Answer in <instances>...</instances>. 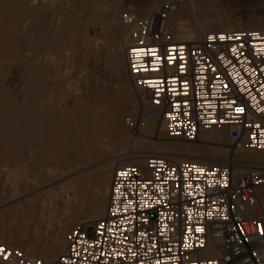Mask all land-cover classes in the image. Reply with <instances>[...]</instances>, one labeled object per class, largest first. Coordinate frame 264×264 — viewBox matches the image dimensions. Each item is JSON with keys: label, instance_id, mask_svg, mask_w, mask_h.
Masks as SVG:
<instances>
[{"label": "built area", "instance_id": "built-area-1", "mask_svg": "<svg viewBox=\"0 0 264 264\" xmlns=\"http://www.w3.org/2000/svg\"><path fill=\"white\" fill-rule=\"evenodd\" d=\"M177 6L121 16L131 26L125 56L140 116L171 138L226 129L233 154L264 151V28L178 40L168 27ZM137 123L129 111L126 124ZM0 264H264V165L149 153L116 166L106 212L71 229L55 258L0 242Z\"/></svg>", "mask_w": 264, "mask_h": 264}, {"label": "bare ground", "instance_id": "bare-ground-1", "mask_svg": "<svg viewBox=\"0 0 264 264\" xmlns=\"http://www.w3.org/2000/svg\"><path fill=\"white\" fill-rule=\"evenodd\" d=\"M31 1L33 2V5L34 4L39 5V8H41L44 6V3L47 2L48 0H31ZM128 1L131 2V0ZM180 1L181 3L179 4V6H177L176 10L172 12L168 24L169 30L178 40L186 39V38H200L207 31H219V30H229V29H237V28H264V20L256 19L255 17L248 15L245 16L243 19L245 20V23H242L243 21L240 20V17L238 18L233 16L232 17L229 16L227 18L225 15H218V16L216 15L214 19L211 18L212 20L209 19L210 14L207 15L208 20L207 19L204 20L205 17L204 18L200 17L199 14H202V16L204 13L208 14V12L206 11H208L209 8H213L219 5L221 2H228V0H180ZM141 5H143V3H141ZM17 6L16 8H18ZM140 6L138 5L137 8L139 9ZM152 6L153 8L150 11L160 7V6L157 7V3H153ZM110 7L111 6L108 5L105 8L100 6H95L91 14H93V20H102V22L104 23L103 26L104 36L103 39L102 38L100 39L103 40L102 43L105 46L104 48L106 49L107 55L109 56L113 66L115 67L114 69L117 75L121 73V71L123 70V66H126V72H127L128 80L130 82L129 74L127 71V65H126L125 50H126V46L132 40L131 26L123 23V21L121 20V16L123 13L121 14L120 17L118 16L120 13L121 5L120 6L117 5L115 7L112 6L111 8ZM20 8L21 7L19 6V9ZM41 9L44 10V8ZM142 10L143 9H141V11ZM129 11L134 12L138 17H144L147 14L146 13L139 16L138 15L139 12H136L135 10H129ZM35 13H37V11ZM218 13H220V11ZM188 19L193 20L194 29H189V27L187 28ZM38 20L40 23V19ZM60 20H62V18ZM2 24L4 25V23ZM21 25L22 24H19L17 25V27L19 26L21 27ZM45 56L47 57L50 55L49 53L48 55H46L45 53ZM57 57L55 58V62L58 61V60L56 61ZM6 58H8V56ZM73 58H75V56ZM10 62L13 63L15 61L10 60ZM6 65H8V63ZM127 87L128 85L125 78L118 77V82L115 88H117L116 92L120 98L119 100L122 102H117L116 104L115 102L113 104L110 103L109 104L110 106L107 107L99 103L98 100L92 101L90 97L87 99L85 98L83 100L79 99V102L76 105L77 106L76 110L74 113H72V117H74V120L72 121L71 119L70 121H68L67 124L66 139L67 141L71 142L70 143L71 145L70 148H67L65 150L63 155L64 157L62 156L61 153H59L60 151L58 149L59 147L56 145L57 144L56 142L58 139H60L62 132L59 128H55L53 126L50 127L49 125L48 127L47 125L45 127H42V129H40L41 130L40 133L42 134V139L44 142L46 141L47 143L48 140L50 141V143L53 142L52 145L53 153L51 159L47 161L30 159L27 166L25 165L24 167H21L22 164L19 166L16 165L14 166L11 162H9V160L6 157H3V160L4 158H6L7 161L4 160L6 162L3 163V168L0 169V184L3 183L4 187H6L7 184L10 185L9 188L10 187L13 188V191H10L9 189L10 192L3 193V198L0 199V219L1 217L5 219V217H8V215H10V217L13 216L12 219H14V221L19 220V222L22 221L25 222V224H23L20 227V229H18L17 232L12 231L15 228L9 230V228L7 229V227L5 228V226L2 227L3 229L0 227V242L13 246L12 241L14 240V238H16L17 240L24 242L23 244H20V248L27 255L36 256L35 254H38L37 256L43 258L44 260H50L55 258L66 243V237L68 234L67 229H69V227H71L74 222L78 221V223L75 226H73V228L77 227L80 223L94 221L102 217L106 212L111 178L116 166L122 164L142 162L145 156L149 153H159L174 157L179 160H196V161L206 162L209 164L215 162H222L221 159L224 160L229 159V157L233 155L236 162V170L242 169L243 166L248 165L250 163L264 165V151L243 150L231 154L233 152L231 148L228 146L206 145L204 143L205 141L211 139L210 142L221 144L218 141L219 139H221V136L227 131L226 129L221 131L203 133L200 136V138L197 139V141L199 142L188 141V140L183 141V139L171 138L167 133L165 125L160 124L157 126L154 123H149L148 121H145L143 117L140 116L139 100L137 98V95H134L137 98L134 103L129 102L128 104L125 105V101L129 99V95L126 93V89H128ZM68 88L70 89V87ZM70 91H72V89H70ZM28 103L29 102L27 101L26 104ZM30 104H28L26 111L27 110L30 111V109L32 108V105ZM13 108L15 107L13 106ZM125 108H127L128 111H131L138 119V123L136 127L133 129L132 128L130 129L129 126L126 124L127 114L125 113L126 112ZM11 113L12 114L10 115L12 116V119L14 118L13 121L11 123H8L9 121L7 120L8 124L5 123L6 121L4 123L0 122L1 125L3 124V127H6V129L8 128L9 131H13V130L20 131L22 136L23 134L32 133L35 131V121L33 120L34 118L33 112L31 113L27 112L26 119H23V117L21 118L22 113L20 114L18 110L17 111L14 110ZM3 117L6 116L4 115ZM18 135L19 134H17V136ZM103 136L104 137L106 136L107 138H109V140L103 139ZM31 141L29 140V144ZM37 141L39 140H36V142ZM10 142L11 144L9 148L13 153L15 150H17V146L14 145L12 139L10 140ZM140 144L143 146L150 144L151 146L155 147V149L153 150L151 148L152 150H135L134 148ZM31 147L33 146L31 145ZM112 147L114 148L115 152L109 150ZM18 149L20 150V148ZM36 150L37 149L35 148V151ZM62 151H64V149ZM15 153L17 152L15 151ZM32 154L34 153L32 152ZM36 154L38 155L37 151ZM58 155L59 157L61 156L62 158H59ZM84 163L88 165L87 167H85L88 169V172H84L82 174H80L79 172L80 175L76 179H73L74 178L73 177L72 178L73 180L69 181L66 184L65 186L66 190L64 191L62 190L61 192H59L60 190L58 191L55 190V188H53L54 184L57 183L59 184V182H61L58 180L61 177H63L64 174H66V171L69 172L71 168L75 166L77 168V165L79 164L81 165ZM19 167L23 169H20ZM27 170H32L33 173L35 171L36 175L33 176L29 175L28 173H26ZM22 171L25 173H22ZM93 186H95L96 188L98 187L101 190V192L103 191L102 202H99L97 205L95 206L93 205V207L88 208L87 206L89 205L87 204L86 206V201L81 200L79 201L78 204L79 206L77 207H81L82 209L85 208L83 212L74 209L77 207H72L73 202L70 197L69 191H73L76 196H80V195L83 196L86 190L90 189ZM60 188L61 189L64 188L63 184ZM29 190L30 191L33 190L36 193L34 195H30V193L27 194L26 192H28ZM65 194L67 195L66 207L69 210V213L68 215H66V217L63 219L62 222L59 221L61 225H59L58 223L59 226L54 227L53 219L54 217H57L55 215L58 212L57 202L60 199H62ZM26 222L27 223L29 222V224H27ZM41 222L47 223L46 228H42L40 226ZM50 227H52L54 230V234L52 237H49L47 235L48 228ZM204 253L213 254L214 253L213 247L212 246L208 247L204 251Z\"/></svg>", "mask_w": 264, "mask_h": 264}, {"label": "rangeland", "instance_id": "rangeland-1", "mask_svg": "<svg viewBox=\"0 0 264 264\" xmlns=\"http://www.w3.org/2000/svg\"><path fill=\"white\" fill-rule=\"evenodd\" d=\"M176 1L179 6L181 1ZM47 2H45L44 6L41 7L44 8L43 10L39 8V5L34 4V6L31 0H0V22L4 23V25L0 23V122L4 123L6 121L5 123H7L9 121L8 123H11L14 118L12 119V116L10 114H12L11 112H13L14 110H18L20 114L22 113L23 115L21 114V118L23 117V119H26L27 112H33V120L35 121V131L32 133L23 134V136L21 135L20 131H9L8 128L6 129V127H3V124L1 125L0 123V136L2 137H0V169L3 168V163L6 162L7 159L14 166H19L22 164L21 167H24L25 165L27 166L30 159L43 161L51 159L53 153V142L50 143L49 140L47 141V143L46 141L44 142L42 139V134L40 133V129H42V127H45L46 125L47 127L49 125L50 127L53 126L61 130L62 134L60 139L57 140L56 145L59 147V153H61L63 156L65 150L67 148H70L71 145V142L67 141L66 139L67 124L71 119L72 121L74 120V117H72V113L75 112L77 107L76 105L78 104L79 99L83 100L90 97L92 101L98 100L99 103L106 107L110 106V103L113 104L115 102L116 104L117 102H122L119 100L120 98L116 92L117 88H115L118 82V77H123L127 81L128 89H126V93L129 95V99L125 101V105L129 102L134 103L136 101L137 98L136 96H134L136 94L130 86V82L128 80L126 72V66H123V70L119 75H117L114 69L115 67L113 66L111 59L106 53V49L104 48L105 46L102 43L103 40L100 39H103L104 36V23L102 22V20H93V14L91 13L93 12V8L95 6L105 8L107 5L111 7L121 5L120 13L118 15L119 17L122 13L129 10H135L136 12H139L138 15L141 16L148 13L153 8V3H157L158 7L161 6L164 2H168V0H131V2H129L128 0H48ZM141 3H143V5H141ZM17 5H19L21 8L19 9V6ZM138 5H141L139 9L137 8ZM16 6L18 8H16ZM141 9L143 10L141 11ZM36 11L37 13H35ZM219 11L220 13H218ZM206 12H208V14L204 13L203 16L202 14H199L201 18L205 17L204 20H208L207 15L209 14L210 20L214 19L216 15H225L227 18L229 16L238 18L240 17V20L243 21L242 23H245V20L243 19L247 15L253 16L256 19L264 20V0H228V2H221L219 5L213 8H209V10ZM17 17L20 18L18 19ZM61 18L62 20H60ZM38 19H40V23ZM41 19L43 23L41 22ZM187 22V28L189 27V29H194L193 20L188 19ZM16 24L22 25L21 27H17ZM45 53L46 55H48L49 53L50 56L46 57ZM7 56L8 58H6ZM55 56L57 57L56 61L58 60V63L55 62ZM74 56L75 58H73ZM13 57L16 59H14ZM10 60H13L15 62L12 63L10 62ZM7 63L8 65H6ZM68 87H70L72 91H70ZM27 101L29 102L28 104L31 103L30 105H32V108L30 107V111H26L28 106V104H26ZM13 106L15 108H13ZM125 109V113L128 114L129 111L127 110V108ZM5 113L8 114L6 115ZM4 115L6 117H3ZM143 119L145 121H148L149 123H154L157 126L160 125V123L153 121L150 118L143 117ZM10 133L12 134V136ZM17 134H19V137L17 136ZM227 135L228 132L226 131L221 136V139H219V141L217 140L221 144L212 143L210 142L211 139L205 141L204 143L206 145H224L230 147V140ZM11 139L13 140L14 145L17 146V150H15L17 153H15V151L12 153L11 149L9 148ZM28 139L30 141L32 140L30 144ZM103 139L109 140V138H107L106 136H103ZM36 140L39 141L36 142ZM194 142L199 141L195 140ZM45 143L47 146L45 145ZM31 145L33 147H31ZM18 148H20V150ZM35 148L37 149L36 151L38 155L36 154ZM151 148L153 150L155 149V147L151 146L150 144H147L145 146L140 144L134 149L152 150ZM63 149L64 151H62ZM109 150L115 152L113 147ZM32 152L34 154H32ZM3 157L7 158H4V160L6 161L3 160ZM59 158L62 157L60 156ZM225 160L221 159V161ZM87 166L88 165L86 163L81 165L79 164L77 165V168L75 166L71 168L69 172L66 171V174L63 175L64 178L61 177L58 180L61 182H59V184H54L53 188L58 191L60 190L59 192H61L62 190H66L65 186L69 181L76 179L80 174L84 172H88V169L85 168ZM22 173L25 172L22 171ZM26 173L31 176L36 175V172L34 171L33 173L32 170H27ZM62 184L64 186L63 189L60 188ZM7 186L4 187L3 183L0 184V199L3 198V193L13 191V188H9L10 185L7 184ZM32 191L33 190H29L26 193L34 195L36 192ZM69 194L73 202L72 207L79 206L78 204L81 200L86 201V206L87 204L89 205L87 206L88 208L93 207V205H97L103 200V191L101 192V190L98 187L96 188L95 186L86 190L83 196H76L73 191H69ZM66 197L67 195L65 194L64 197L57 202L58 212L55 215L57 217H54L53 219L54 227H58L59 225H61L60 222H62L66 215H68L69 213V210L66 207ZM74 209L83 212L85 208L82 209L81 207H77ZM12 218L13 216L10 217V215H8V217H5V219L1 217L0 227L2 228L5 226V228H9V230L15 228L12 231L17 232L18 229H20V227L25 224V222H19V220L14 221V219ZM10 219H12L13 221ZM77 223L78 221L74 222L72 226L67 229V232H69V230H71ZM27 224H29V222ZM46 224L47 223L41 222L40 226L42 228H46ZM53 234V228H48L47 235L49 237H52ZM15 239L16 238H14V240L12 241V245H16L15 247L20 248V244H23L24 242ZM35 255L37 256L38 254Z\"/></svg>", "mask_w": 264, "mask_h": 264}, {"label": "snow or ice", "instance_id": "snow-or-ice-1", "mask_svg": "<svg viewBox=\"0 0 264 264\" xmlns=\"http://www.w3.org/2000/svg\"><path fill=\"white\" fill-rule=\"evenodd\" d=\"M237 111H242V109H237Z\"/></svg>", "mask_w": 264, "mask_h": 264}]
</instances>
